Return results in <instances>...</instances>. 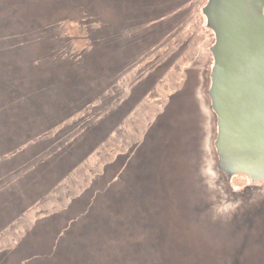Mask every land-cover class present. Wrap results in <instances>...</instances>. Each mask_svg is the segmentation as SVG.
I'll use <instances>...</instances> for the list:
<instances>
[{
	"label": "rangeland",
	"instance_id": "1",
	"mask_svg": "<svg viewBox=\"0 0 264 264\" xmlns=\"http://www.w3.org/2000/svg\"><path fill=\"white\" fill-rule=\"evenodd\" d=\"M158 1L0 0V264H264V208L239 229L207 217L238 206L203 155L210 37L180 116L199 117L196 140L171 128L173 103L196 100L182 43L209 31L207 0L198 26L174 14L187 0Z\"/></svg>",
	"mask_w": 264,
	"mask_h": 264
},
{
	"label": "water",
	"instance_id": "2",
	"mask_svg": "<svg viewBox=\"0 0 264 264\" xmlns=\"http://www.w3.org/2000/svg\"><path fill=\"white\" fill-rule=\"evenodd\" d=\"M218 169L264 191V0H207Z\"/></svg>",
	"mask_w": 264,
	"mask_h": 264
},
{
	"label": "trees",
	"instance_id": "3",
	"mask_svg": "<svg viewBox=\"0 0 264 264\" xmlns=\"http://www.w3.org/2000/svg\"><path fill=\"white\" fill-rule=\"evenodd\" d=\"M188 2H190V4H192L191 9L189 11V14L187 13L186 8L182 7L178 9L177 3L174 2L173 6L176 7V10L174 12V14L178 13V16H183L184 14L189 15V19L192 20V23L194 25L197 26L199 24H201V22L203 21L202 16L200 15L199 9L201 8L202 4H203V0H187ZM159 3V1L157 2V0H140V12H141V8L143 7V12L144 9L148 6H150L152 9L149 10L148 12H146V14H158L159 12H161L162 8L157 9V4ZM153 5H155V7H153ZM171 6V4H170ZM141 12V13H143ZM167 16V15H166ZM150 17V16H149ZM181 22H185L184 19L180 20ZM188 22V21H186ZM191 40L189 38V40L185 41L182 43V45H188L189 47L191 46V48H193L192 50V54L194 55L195 52H197L199 55H196L194 57H186V60H182V65H188L189 67H187V70H195L196 73H198V75H194V77L192 78V86L194 88V86H196L195 88L197 89V94L196 96L194 95V98L196 100L192 101V97L190 99V96L188 93L184 94L181 98L177 99L174 103H173V109L171 111V118H173V125L171 126L172 129H175L178 125H180L178 127V133L181 132V130L187 129L186 127H188V132H185L183 134V136L189 137V139L193 142L196 140V135H195V128L197 127V124H199V117L193 118L192 114H190L189 112L194 109L197 111V108L195 106V104L193 102H199L200 100H198V93L202 94L201 91L203 90L202 88L199 89V82H196L195 84L193 83L194 79H196L197 81L201 80L202 82H204V78H205V74L207 72V66H208V62H210L211 58L210 56L206 54V51L204 50V46L207 48L208 45V37H213V33L212 31H207L205 30V33L202 31L199 36H195L192 37V35L190 36ZM195 39H198L197 41H195ZM189 42V43H188ZM204 44V45H203ZM194 48H197V50L194 52ZM178 64V62L176 63ZM181 65V61L179 62V64L177 66H181L183 69H186V67H183ZM191 83V82H190ZM194 91V90H193ZM199 94V95H200ZM186 95V96H185ZM202 96V95H201ZM202 100L201 104L200 102L198 103V107H200V109L204 112L205 117H206V127H208V124H211L212 130L211 133L209 134V137L207 138V141L205 142V145H203L204 150H203V155H204V159L205 160H210V162L208 161V165L207 167L210 169L208 174L211 177L212 181L215 183L217 178H219V189H221L222 191L220 192L221 194V198L219 199L220 202H224L226 203L227 199H230L231 197L234 198V200L236 201V205H238L237 207H235L234 209H230V211L232 210V214L234 215H228L231 214L230 211H226V212H222L220 213V211L218 210V208L223 205V204H218L217 206V210L214 213L213 211H210L207 217L213 216L215 217L216 220H218L217 217H219L221 220L224 217L229 216L230 219V226L233 229L234 227H237L238 229L241 227H246L244 224L249 223V221L252 219V216L256 213L262 210H259L260 208H264V192L260 191L259 188H256L254 186H246L244 187L241 191L234 193L230 190V187L227 185L225 177L222 173L219 172L218 170V157H217V153L216 150L213 146V141L216 137V130H215V124L217 122V118L215 113L213 112L212 108H211V103L210 99H208V97L206 96H202ZM207 105L205 104V101ZM184 107V110L182 111ZM189 109V110H188ZM186 111L188 112V116L186 117L187 120H189V124H186L183 120H181L180 116H183ZM171 123V124H172ZM178 124V125H177ZM183 124V126H182ZM196 126V127H195ZM171 129V131H172ZM179 135V134H178ZM159 140V139H158ZM184 143L185 140H183V138L181 139ZM157 142H160L157 141ZM162 145H164L162 142H160ZM189 149V148H188ZM196 173V172H195ZM193 173V175L195 174ZM221 182V183H220ZM218 183V182H217ZM264 187V184L261 186ZM186 188H188V186H186ZM242 200L243 203L245 204H241L240 201ZM248 200L251 202V204H247ZM212 208V206H211ZM238 208V209H237ZM173 211L170 209V214H172ZM220 213V216H217ZM260 214L257 213V216H259ZM256 216V217H257ZM212 219V218H210ZM194 234V233H193ZM236 234L232 232V234H230L231 239H229L230 241H234L233 237ZM227 242V241H226ZM223 246V245H222ZM224 247V246H223ZM219 251V247H217L215 245V250L214 252H218ZM219 254V253H216ZM214 264V263H212ZM227 264V263H225Z\"/></svg>",
	"mask_w": 264,
	"mask_h": 264
}]
</instances>
